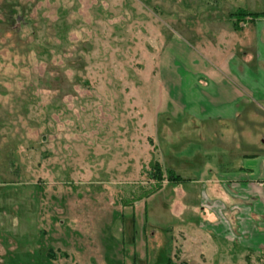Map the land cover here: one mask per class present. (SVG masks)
I'll list each match as a JSON object with an SVG mask.
<instances>
[{"label":"rangeland","instance_id":"rangeland-1","mask_svg":"<svg viewBox=\"0 0 264 264\" xmlns=\"http://www.w3.org/2000/svg\"><path fill=\"white\" fill-rule=\"evenodd\" d=\"M240 9L264 3L0 0V264H264L211 240L201 207L224 161L158 112L190 32Z\"/></svg>","mask_w":264,"mask_h":264},{"label":"crops","instance_id":"crops-1","mask_svg":"<svg viewBox=\"0 0 264 264\" xmlns=\"http://www.w3.org/2000/svg\"><path fill=\"white\" fill-rule=\"evenodd\" d=\"M241 11L229 12L226 26L204 38L190 32L194 43L185 73L179 74L174 59L172 80L159 78L166 108L158 112L185 115L199 140L211 137L204 150L209 160L224 161L218 181L206 187L213 196L201 207L211 240L227 243L228 254L238 248L236 255L259 257L264 256V15Z\"/></svg>","mask_w":264,"mask_h":264},{"label":"trees","instance_id":"trees-1","mask_svg":"<svg viewBox=\"0 0 264 264\" xmlns=\"http://www.w3.org/2000/svg\"><path fill=\"white\" fill-rule=\"evenodd\" d=\"M240 14H242L243 16H251V17L264 15V13H261V12H249V11H245V10H242L240 12ZM153 170L155 171V176L157 175L158 178H159L158 184L156 185V189H158L161 186V182L164 180L163 174L161 172V167L158 164V162H156L154 164ZM183 179L184 178L180 177L178 174L168 173V176H167L166 180L178 182V181L183 180Z\"/></svg>","mask_w":264,"mask_h":264}]
</instances>
